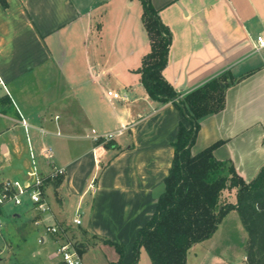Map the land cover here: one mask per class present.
<instances>
[{"label":"crops","instance_id":"1","mask_svg":"<svg viewBox=\"0 0 264 264\" xmlns=\"http://www.w3.org/2000/svg\"><path fill=\"white\" fill-rule=\"evenodd\" d=\"M6 2H0V149L12 162L7 172L0 171V183L30 179L32 166L17 177L21 170L15 162L30 155V143L41 173L55 165L64 168L65 175L44 187L47 201L50 194L55 199L54 206L48 201V215H33L25 197L20 205L4 204L0 218L18 227H36L52 218L65 226L74 224L79 213V227L89 237L82 241L83 264L119 259L114 247L91 243L94 236L124 245V264H131L139 230L153 217L164 189L179 126H191L174 104L152 99L137 72L151 48L142 2ZM152 3L173 35L163 75L179 93L225 71L244 76L227 89L225 108L201 119L192 152L223 141L214 150L215 158L231 161L245 181L253 180L264 166V47L254 46L258 36L264 37V0ZM108 90L127 99H115ZM120 129L123 133L114 138L113 147L94 141V136ZM43 144L54 148L50 160L40 155ZM224 197L235 203L236 189ZM235 236L237 244L243 243L246 264L249 237L236 209L223 217L211 238L190 249L187 264L224 263V247ZM138 264H152L144 249Z\"/></svg>","mask_w":264,"mask_h":264},{"label":"trees","instance_id":"2","mask_svg":"<svg viewBox=\"0 0 264 264\" xmlns=\"http://www.w3.org/2000/svg\"><path fill=\"white\" fill-rule=\"evenodd\" d=\"M0 2L7 6L6 0ZM141 2L142 22L151 47L137 69L141 82L152 99L174 104L191 126L183 123L179 126L173 142L172 165L163 181L164 189L153 217L139 230L131 264H138L142 249L152 264H187L190 249L211 238L223 217L233 209L239 212L249 237L246 264H264V166L247 182L231 161L215 158L214 150L223 141L196 154L192 152L201 119L223 110L227 89L244 76L235 77L225 71L186 94L179 93L163 75L173 41L172 32L163 23L152 0ZM96 143L115 146L114 139L100 138ZM233 189H236V202H227L224 193ZM2 207L0 204V214ZM90 242L114 247L119 259L110 264H124V245L95 236ZM85 247L84 243L76 245L79 255L84 253Z\"/></svg>","mask_w":264,"mask_h":264},{"label":"rangeland","instance_id":"3","mask_svg":"<svg viewBox=\"0 0 264 264\" xmlns=\"http://www.w3.org/2000/svg\"><path fill=\"white\" fill-rule=\"evenodd\" d=\"M30 135L33 136V133L31 132ZM21 137L23 141H27L25 132H22ZM94 141L96 140L94 139ZM29 158L30 155H25L24 158L15 159L18 169L21 170L17 177L27 174L26 167L32 166L31 158ZM24 159L26 165L23 162ZM11 162V158L1 155L0 149V171L5 170L7 172L10 169ZM48 201L54 206L55 199L53 194H50ZM7 208L8 206H6ZM33 210V215L35 212L37 214L36 217L41 216L40 214L42 213L35 209ZM49 213L50 210L44 212L43 215H48ZM9 222L6 217L0 218V264H59L61 262V258L56 254L58 245L55 242V237L49 235L46 230L47 225L56 223L55 218L44 221L36 227L31 226L30 223H22L19 227L18 225L12 226L8 224ZM64 225L66 226L67 236L75 246L82 243L83 239L89 238L79 226L74 224ZM42 238L45 241H42ZM235 238L232 239L233 242H228L227 246L224 247L223 256L225 257V262H220V264H242L244 258L243 243L237 244V237L235 236ZM219 250L223 251L222 248Z\"/></svg>","mask_w":264,"mask_h":264},{"label":"built area","instance_id":"4","mask_svg":"<svg viewBox=\"0 0 264 264\" xmlns=\"http://www.w3.org/2000/svg\"><path fill=\"white\" fill-rule=\"evenodd\" d=\"M255 49L259 50L264 47V37L258 36L256 42L254 43ZM2 83V80L0 79ZM107 94L115 99H127V97L121 95V93L108 90ZM58 118V117H57ZM22 125L25 127L28 132L29 124L22 118ZM42 136H46L47 132L44 128H40ZM123 129H120L117 132L104 134L101 136H94V139L98 141L100 138L105 140L114 139L115 137L121 135ZM29 138V134L27 133ZM29 154L32 162V170L29 172V177L27 181L20 180H7L1 182V193H0V204L4 205L8 202H13L17 205H20L24 202V198L28 197L33 208L39 213H44L49 210V203L45 196L44 187L46 183L52 179L62 177L65 175V169L53 166L52 170L49 173H41L38 169L36 162V151L30 143ZM40 155L45 159L50 160L54 155V148L52 145L43 144L40 149ZM90 190H94V182L90 186ZM74 224L80 226L82 224V219L78 213L74 218ZM47 233L55 237V242L58 245L57 255L61 258V264H83L81 257L76 249V246L70 241L67 236L66 226L61 224H49L46 226Z\"/></svg>","mask_w":264,"mask_h":264}]
</instances>
